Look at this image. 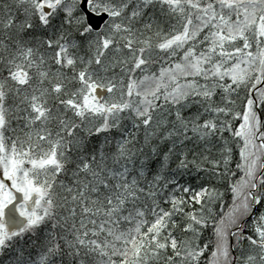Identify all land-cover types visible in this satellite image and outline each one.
<instances>
[{
  "label": "snow or ice",
  "instance_id": "1",
  "mask_svg": "<svg viewBox=\"0 0 264 264\" xmlns=\"http://www.w3.org/2000/svg\"><path fill=\"white\" fill-rule=\"evenodd\" d=\"M0 264H264V0H0Z\"/></svg>",
  "mask_w": 264,
  "mask_h": 264
}]
</instances>
